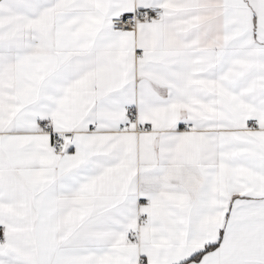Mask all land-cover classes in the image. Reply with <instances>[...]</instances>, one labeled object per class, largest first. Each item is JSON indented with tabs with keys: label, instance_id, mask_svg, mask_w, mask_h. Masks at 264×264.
I'll use <instances>...</instances> for the list:
<instances>
[{
	"label": "snow or ice",
	"instance_id": "6c2138e0",
	"mask_svg": "<svg viewBox=\"0 0 264 264\" xmlns=\"http://www.w3.org/2000/svg\"><path fill=\"white\" fill-rule=\"evenodd\" d=\"M0 264H264V0H0Z\"/></svg>",
	"mask_w": 264,
	"mask_h": 264
}]
</instances>
